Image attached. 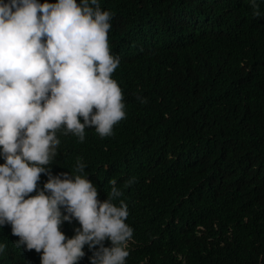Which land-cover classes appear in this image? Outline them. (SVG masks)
Listing matches in <instances>:
<instances>
[{"label": "trees", "instance_id": "trees-1", "mask_svg": "<svg viewBox=\"0 0 264 264\" xmlns=\"http://www.w3.org/2000/svg\"><path fill=\"white\" fill-rule=\"evenodd\" d=\"M100 4L113 12L108 38L120 64L112 75L126 99L172 95L174 120L168 126L162 108L144 119L136 107L110 136L89 128L81 142L58 133L53 174L74 171L82 157L101 200L115 178L133 213H155L156 227L168 228L158 253L165 244L179 249L189 231L186 264H264V0ZM213 40H226L238 59L229 78L235 87L200 109L187 81L195 80L192 57ZM14 255L18 263L29 257Z\"/></svg>", "mask_w": 264, "mask_h": 264}, {"label": "clouds", "instance_id": "clouds-1", "mask_svg": "<svg viewBox=\"0 0 264 264\" xmlns=\"http://www.w3.org/2000/svg\"><path fill=\"white\" fill-rule=\"evenodd\" d=\"M112 17L100 0H0V264L187 263L189 231L179 249L156 252L168 228L156 227L155 213H133L115 178L101 200L82 157L74 171L53 174L58 133L81 142L89 128L110 136L136 107L144 119L162 108L172 127V95L126 99L113 77L120 57L110 48ZM213 41L192 57L195 80L187 81L200 109L235 87L238 59L226 40ZM15 252L29 257L13 262Z\"/></svg>", "mask_w": 264, "mask_h": 264}]
</instances>
